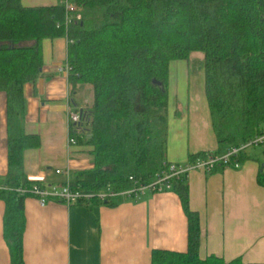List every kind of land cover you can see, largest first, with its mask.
I'll use <instances>...</instances> for the list:
<instances>
[{"label": "trees", "instance_id": "obj_1", "mask_svg": "<svg viewBox=\"0 0 264 264\" xmlns=\"http://www.w3.org/2000/svg\"><path fill=\"white\" fill-rule=\"evenodd\" d=\"M72 1L82 18L65 27L63 4L25 8L21 0H0V92L6 96L7 126L0 200L10 264H24L23 206L31 197L17 190L41 186L23 171V153L39 145L24 131L23 88L41 71L43 40L72 41L69 80L92 89L91 107L83 110L81 124L70 126V134L90 146L93 167L73 174L72 190L97 193L110 187L120 193L132 188L131 176L147 184L154 180L166 138L169 64L192 53L204 56L205 96L217 143L213 154L264 134V0ZM260 146L264 150V143ZM196 157L205 154L189 161ZM239 157L240 163L246 160V152ZM185 181V176L171 180L170 190L187 217L188 250L152 251L151 264H242L199 258V221L188 208ZM258 183L264 186L262 172Z\"/></svg>", "mask_w": 264, "mask_h": 264}, {"label": "crops", "instance_id": "obj_2", "mask_svg": "<svg viewBox=\"0 0 264 264\" xmlns=\"http://www.w3.org/2000/svg\"><path fill=\"white\" fill-rule=\"evenodd\" d=\"M62 4L63 0H21L25 8ZM69 45L66 37L43 40L41 71L23 88L24 131L39 142L23 153V171L28 181L47 188L70 183L74 173L93 167L84 139L75 138L72 146L67 143L68 112L92 104L91 86L70 81L64 71ZM203 67L201 53L169 64L161 164L184 165L191 156L217 151ZM246 157L237 169L218 167L210 174L193 170L185 176L188 208L198 216L202 260L213 256L225 263L264 264V186L258 183L259 174H264V150L252 148ZM6 172V96L0 92V178ZM23 208L24 264H151L152 251L188 250L187 217L171 190L70 206L56 200L41 206L34 197H26ZM4 210L0 200V264H10L3 238Z\"/></svg>", "mask_w": 264, "mask_h": 264}, {"label": "built area", "instance_id": "obj_3", "mask_svg": "<svg viewBox=\"0 0 264 264\" xmlns=\"http://www.w3.org/2000/svg\"><path fill=\"white\" fill-rule=\"evenodd\" d=\"M63 5L65 9V27H68L72 22H79L81 20V9L75 5L72 0H63ZM68 44H72V41L68 40ZM64 71L69 78L71 68L68 64L64 68ZM67 116L69 123V137L67 143L69 146H72L75 144V138L70 134V126L76 127L81 124L83 119V110L76 109L75 111H69ZM263 143L264 134L256 136L253 139L242 143L238 147L230 148L223 155L205 153V157H196L193 162H189L184 165L163 163L161 165L162 167L160 172L151 183H143L141 181V177L131 176L129 177V181L132 183V188L128 191L120 193L113 191L110 189V187H107L97 193H84L77 190H72L69 182L63 186L49 188L34 185L31 189H18L17 192L20 195L28 194L29 196L34 197L41 206L52 200H56L67 206H70L77 203L88 204L92 200H97L101 203H107L109 200L119 195L138 196L148 191L152 193H158L170 190L171 180L181 176H186L187 173L193 170L210 174L218 167H233L237 169L240 167V154L256 146H260ZM55 172L56 174H61L60 171Z\"/></svg>", "mask_w": 264, "mask_h": 264}, {"label": "water", "instance_id": "obj_4", "mask_svg": "<svg viewBox=\"0 0 264 264\" xmlns=\"http://www.w3.org/2000/svg\"><path fill=\"white\" fill-rule=\"evenodd\" d=\"M151 84L154 85V86H157V87H159V88H162V83H160V82H158V81H156V80H153V81L151 82Z\"/></svg>", "mask_w": 264, "mask_h": 264}]
</instances>
